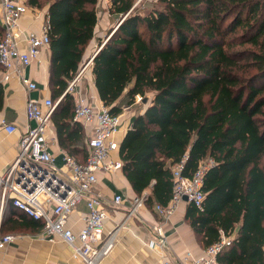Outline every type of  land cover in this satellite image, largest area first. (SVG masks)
Listing matches in <instances>:
<instances>
[{"label": "trees", "instance_id": "1", "mask_svg": "<svg viewBox=\"0 0 264 264\" xmlns=\"http://www.w3.org/2000/svg\"><path fill=\"white\" fill-rule=\"evenodd\" d=\"M45 9L50 38L51 122L60 146L78 161L88 156L77 100L67 92L95 39L99 0H25ZM110 0L117 26L100 40L92 61L103 105L117 116L149 100L119 147L122 171L145 203L167 206L173 167L192 177L212 159L200 207L187 220L208 248L232 236L219 264H264V0ZM4 30L0 25V38ZM5 91L0 86V110ZM18 210V209H17ZM3 218L4 227L36 234L43 222Z\"/></svg>", "mask_w": 264, "mask_h": 264}, {"label": "built area", "instance_id": "2", "mask_svg": "<svg viewBox=\"0 0 264 264\" xmlns=\"http://www.w3.org/2000/svg\"><path fill=\"white\" fill-rule=\"evenodd\" d=\"M0 23L4 30L0 38V66L5 70V80L15 71L28 91L38 90V84L23 73L22 67L37 59L41 50L48 46V22L40 33L30 31L24 35L20 20L30 8L23 0H0ZM25 42L23 51L20 43ZM85 66L70 82L67 92L77 96L76 82ZM0 82V86H1ZM62 97L37 99L29 97L27 116L35 125L21 136L19 151L14 163L5 172H0V251L18 239V235L2 232V221L9 205L22 211L26 216L43 222L40 237L51 243L63 242L72 249L75 259L83 264H100L115 249L119 238V226L105 231V220L109 215V204L121 205L124 197L116 194L106 198L100 191L98 173L114 174L122 170L123 162L114 159L111 152L118 147L114 135L121 126L120 115H113L109 108L97 107L77 99L74 119L91 126L87 138L88 156L85 163L64 152L63 164L55 163L50 149L47 131L55 108ZM141 96H137L139 102ZM128 107L125 108V110ZM17 126L6 119L0 121V133H14ZM212 159L203 160L192 177L182 173L183 162L173 167L172 196L167 206L156 205L162 217L168 218L181 201L200 207L205 194L202 190L207 170L213 165ZM147 195L132 200L129 215L137 213L144 206ZM187 197V200H185ZM86 203L87 211L80 217L83 225L77 226L72 215L78 205ZM162 237L157 245L163 247L166 238L161 226H154ZM232 236L221 231L220 239L206 248L203 257L195 258L190 264H219L218 255L231 245ZM163 264H175L166 258Z\"/></svg>", "mask_w": 264, "mask_h": 264}, {"label": "crops", "instance_id": "3", "mask_svg": "<svg viewBox=\"0 0 264 264\" xmlns=\"http://www.w3.org/2000/svg\"><path fill=\"white\" fill-rule=\"evenodd\" d=\"M47 14V8L42 10L30 8L29 12L20 20V28L24 34L22 39L30 31L40 33L43 25L48 21ZM20 47L23 51L27 50L25 42L20 43ZM97 50L91 49L92 53L90 54L89 49L86 52V62L82 66L85 68L76 82V98L83 99L86 103L94 104L97 107H103L92 73V57ZM50 57L51 52L48 45L41 50L37 59L28 66L22 67L23 73L38 84V90L31 92L27 90L15 71L11 73L8 80H5V70L0 66V82L5 91L4 108L0 110V121L6 119L18 128L14 133H0V172L2 173H5L14 163L19 151L21 136L29 127L35 125L34 121H31L27 116L29 97L40 100L52 97ZM150 101L143 102L142 105L136 101L120 114L121 126L114 135V141L118 143V147L111 152L114 159H120L119 147L121 142L130 129L136 114L143 113ZM83 126L88 138L91 126ZM47 136L55 163L62 165L66 151L59 144L53 123L48 128ZM98 179V187L104 197L110 199L116 194H121L124 197L121 205L112 206L109 204L105 231H110L119 226V238L114 251L100 264H163L166 258L175 264H190L193 259L203 257L206 254V248L201 243L200 237L187 220L186 214L189 205L187 201H181L168 218L159 214L156 205L150 207L146 203L137 210L136 214L129 215L132 200L138 194L132 188L123 171L114 174L99 172ZM150 193L151 188L147 189L142 196ZM86 211V203L82 202L78 205L76 212L73 213L72 221L76 222L77 226L83 225L80 217ZM10 214L19 219L26 216L12 205L8 206L4 218L8 219ZM156 225L161 226L166 238L163 247L156 244L162 238L154 230ZM3 231L16 234L19 237L6 249L0 251V264H83L73 257L72 249L67 244L63 242L51 243L42 239L40 237L41 232L32 234L17 231L14 230L13 226H8L7 223ZM236 234L237 231L233 232L232 236L235 237Z\"/></svg>", "mask_w": 264, "mask_h": 264}, {"label": "rangeland", "instance_id": "4", "mask_svg": "<svg viewBox=\"0 0 264 264\" xmlns=\"http://www.w3.org/2000/svg\"><path fill=\"white\" fill-rule=\"evenodd\" d=\"M141 6H142V0H137L135 4L136 9L141 11ZM97 8H98L99 22L96 27L95 39H93V41L90 43L89 47L87 48L89 49V54L92 53L90 51L91 49H99L100 40L104 42L110 31L113 30L118 24L117 17L114 14L110 13L109 10L110 0H99ZM147 96L149 97L148 100L149 102L153 98V93L150 92L147 94ZM139 103L140 104L143 103L142 97Z\"/></svg>", "mask_w": 264, "mask_h": 264}, {"label": "water", "instance_id": "5", "mask_svg": "<svg viewBox=\"0 0 264 264\" xmlns=\"http://www.w3.org/2000/svg\"><path fill=\"white\" fill-rule=\"evenodd\" d=\"M96 54V53H95ZM94 57V56H93ZM92 57V58H93ZM144 103H147V99H144ZM185 200H187V197H185Z\"/></svg>", "mask_w": 264, "mask_h": 264}]
</instances>
